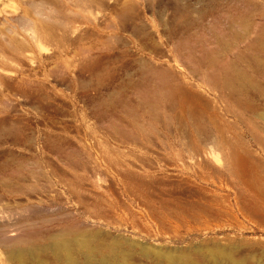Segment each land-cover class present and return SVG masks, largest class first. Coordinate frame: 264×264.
<instances>
[{"label":"rangeland","instance_id":"374dc122","mask_svg":"<svg viewBox=\"0 0 264 264\" xmlns=\"http://www.w3.org/2000/svg\"><path fill=\"white\" fill-rule=\"evenodd\" d=\"M261 35L264 0H0V264L67 226L75 264H264Z\"/></svg>","mask_w":264,"mask_h":264},{"label":"bare ground","instance_id":"6f19581e","mask_svg":"<svg viewBox=\"0 0 264 264\" xmlns=\"http://www.w3.org/2000/svg\"><path fill=\"white\" fill-rule=\"evenodd\" d=\"M262 12V11H261ZM259 40V39H258ZM259 42V41H258ZM262 44V47L260 46L259 48H261V50L263 49L264 50V48H263V44H264V35L262 36L261 35V37H260V43H259V45H261ZM257 48V47H256ZM259 50V49H258ZM262 50V51H263ZM261 52V51H260ZM262 53V52H261ZM258 57V56H257ZM256 58V57H255ZM254 58V59H255ZM263 63V62H262ZM258 64V63H257ZM260 66V65H259ZM264 68V67H263ZM232 71V73H234L233 75H224V76H222V74H220L219 75V77H218V81L220 80L221 82H222V86L223 87H225V88H231V94L232 95H234V97L237 95V97H238V94H240V90H239V88L242 86V84H244V82H245V76L244 75H241L240 74V72L239 71H236L237 73H235L234 71V69H232L231 70ZM264 72V71H263ZM263 72H261L262 74H264ZM258 74V73H257ZM172 76V78H174V76H173V74H171ZM164 77H166V76H164ZM163 77V78H164ZM162 77H160L159 78V81H160V83L159 84H155L156 85V87H154L151 91H153L154 89H156V92H155V95H156V97H155V99L156 100H152V102L150 101V104L151 103H153V102H160V100L162 99V94H161V87L162 86H164V85H162V83L163 82H165L164 80H162L163 79ZM162 81V82H161ZM168 84L169 83H166V85L168 86ZM218 84V83H217ZM151 85V84H150ZM166 85L164 86V88L166 87ZM177 86V88H178V85H176ZM175 86V87H176ZM148 87H150L151 88V86H148ZM148 87H147V89H148ZM174 87V86H173ZM149 88V89H150ZM163 88V89H164ZM168 89H169V86L167 87ZM177 88H170L171 90H162L163 92H169V97L171 98V100H173L172 102L173 103H175L174 102V98L176 97V95L178 94V95H181L182 93V91L180 92L181 94H179L178 93V91H179V88H181V87H179L178 89ZM166 89V88H165ZM184 89V88H183ZM184 91H185V89H184ZM146 92H149L148 90H146ZM186 92H187V89H186ZM184 93V92H183ZM188 93V96H190V98H191V93L190 92H187ZM190 93V94H189ZM148 94V93H147ZM146 94V95H147ZM166 95H167V93H166ZM164 96L165 97V100L167 99V96ZM182 95H185V94H182ZM187 96V97H188ZM193 96V95H192ZM163 97V98H164ZM168 97V98H169ZM181 97H183V96H181ZM194 97L195 96H193V99H194ZM146 99L148 98V97H145ZM197 98V97H196ZM195 98V99H196ZM231 98V97H230ZM236 98V97H235ZM176 99V98H175ZM188 100H189V98H187ZM187 99H185L186 101H188ZM149 100H151L150 98H149ZM163 100V99H162ZM169 100V99H168ZM171 100H170V102H171ZM231 100V99H230ZM234 100V99H233ZM236 100H238V99H236ZM164 101V100H163ZM183 101V100H182ZM186 101H184V103L186 102ZM190 101V100H189ZM188 101V102H189ZM193 101H196V100H192L191 102H193ZM170 102H168V103H170ZM171 102V104H169V105H172L173 103ZM188 102H186V104L185 105H188L189 103ZM235 102V101H234ZM149 103V102H148ZM165 103V102H164ZM188 103V104H187ZM149 104V105H150ZM182 104H183V102H182ZM181 104V105H182ZM192 104V106H193V104H195V103H191ZM190 104V105H191ZM161 105V104H160ZM169 105H167V106H169ZM203 105V104H202ZM153 106H154V104H153ZM173 106H175V105H173ZM172 106V108H174ZM191 106V107H192ZM181 107V106H180ZM187 108H188V106H186ZM240 107V106H239ZM170 108V110H171V107H169ZM197 108V107H196ZM195 108V109H196ZM242 108V107H241ZM179 109V108H178ZM189 109H190V107H189ZM187 109V111L186 110H184V108H183V110H181L182 112H181V116H182V120L183 119H185V118H188V120L190 119L189 118V116L191 115V118H192V114L193 113H195L196 111L194 110V109ZM173 110H175V109H173ZM180 110V109H179ZM199 110V109H198ZM202 110V109H201ZM178 111V110H177ZM200 112V111H199ZM203 112H204V110H203ZM228 113V112H227ZM171 114V113H170ZM201 115H202V113H200ZM175 115V114H174ZM194 115V114H193ZM196 115V114H195ZM197 115H199L198 114V112H197ZM176 116V115H175ZM178 116V115H177ZM203 116V115H202ZM194 117V116H193ZM199 117V119H200V116H198ZM198 117L196 116V118L198 119ZM177 118V117H176ZM195 118V117H194ZM195 118V119H196ZM207 118V117H206ZM181 119V118H180ZM193 119V118H192ZM192 119H191V121H192ZM182 120H180L181 122H183ZM194 120V119H193ZM173 121H174V119H173ZM177 123H178V118H177ZM179 121V122H180ZM193 122V121H192ZM191 122V123H192ZM196 124H198V123H195V125ZM193 125V124H192ZM194 126V125H193ZM199 125H197V127H198ZM196 127V128H197ZM200 127V126H199ZM198 127V128H199ZM195 128V126L193 127V129ZM196 128H195V133H197V131H198V129L196 130ZM200 130V129H199ZM109 150H106L105 152L107 153ZM109 156H111V155H109ZM74 177V176H73ZM69 178V177H68ZM77 180V179H76ZM66 181H68V180H66ZM79 181V180H78ZM72 182V181H71ZM71 182H69L68 181V184L69 183H71ZM74 182V181H73ZM72 182V183H73ZM76 184V183H75ZM72 187V186H71ZM77 187V186H76ZM75 187V188H76ZM74 191V190H73ZM74 196V195H73ZM30 221V220H29ZM5 222V221H4ZM4 225H5V223H4ZM5 226H8V225H5ZM1 227H3V226H0V228ZM4 228V227H3ZM6 228V227H5ZM27 228V227H26ZM7 229V228H6ZM5 229H3V230H0L1 232H3ZM14 230V229H13ZM0 232V233H1ZM84 232V231H83ZM83 232H82V230L80 231V230H78V229H76L75 227L73 228L72 226H67V227H64V229L63 230H61V232H59L57 235H54V236H52L51 237V239H50V243H47L49 246L47 247L46 245V248H39V247H37V246H31V245H29L30 243L29 242H31L30 241V237H27V236H29V235H32V234H29V232H27V233H25V235H23V236H21V237H19V239L17 240L16 238V242H19V244L21 243L23 246H21L22 248H20V249H17V246H15V243H14V246L16 247V249L14 248L13 250L10 248L12 245H11V241H10V243H8V245L10 244V247H7L6 246V248L7 249H9L10 248V250H12L9 254H10V256H12L17 262V264H26V259H28V258H30L29 259V261L30 260H32L34 263H37V264H47L46 263V261L44 260V257H46V256H44L45 254L44 253H46V250H48V251H50L51 252V254L55 257V258H53L52 256V258L55 260L56 258L58 259V262H59V258L62 256V257H64L65 258V262H66V264H75V262L71 259V256H72V254H73V252L75 251V250H77L76 248H83V249H86V247L88 246V244H89V240L91 241V239L89 238V239H87V236H85L84 234H83ZM85 233V232H84ZM3 234V233H2ZM2 236V235H1ZM89 237V236H88ZM5 239V238H4ZM15 239H12V240H15ZM11 240V239H10ZM0 241H2V240H0ZM8 241V240H7ZM93 241V240H92ZM6 242V241H5ZM4 242V245L6 244ZM13 242V241H12ZM0 243H3V242H0ZM20 244V245H21ZM32 244V243H31ZM91 244V243H90ZM16 245H18L17 243H16ZM44 245V244H43ZM14 246H12V248L14 247ZM44 246V247H45ZM97 246V245H96ZM2 247H4L3 246V244H2ZM41 247V246H40ZM90 247V246H89ZM5 248V247H4ZM6 249V250H7ZM90 249V248H89ZM93 249V248H92ZM96 249V248H95ZM86 251H87V249H86ZM88 252V251H87ZM75 254V253H74ZM93 254H95L94 252H93ZM92 254V255H93ZM48 255V254H47ZM91 255V256H92ZM50 256V255H49ZM90 256V257H91ZM89 256H88V258H90ZM11 258V257H10ZM47 258V257H46ZM51 258V259H52ZM48 259H49V257H48ZM52 259V260H53ZM229 259V258H228ZM10 260V259H9ZM47 260V259H46ZM64 260V259H63ZM14 261V260H13ZM56 261V260H55ZM54 261V262H55ZM62 262V261H61ZM32 263V262H31ZM33 263V264H34ZM28 264V263H27ZM65 264V263H64Z\"/></svg>","mask_w":264,"mask_h":264}]
</instances>
